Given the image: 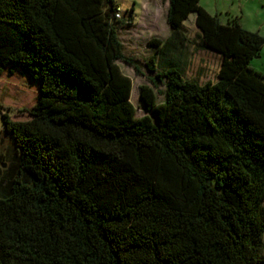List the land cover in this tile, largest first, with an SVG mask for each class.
Wrapping results in <instances>:
<instances>
[{
  "label": "trees",
  "instance_id": "obj_1",
  "mask_svg": "<svg viewBox=\"0 0 264 264\" xmlns=\"http://www.w3.org/2000/svg\"><path fill=\"white\" fill-rule=\"evenodd\" d=\"M165 41L135 116L115 0H0V77L36 90L2 114L14 146L0 177V264H264V37L200 0H168ZM195 12L217 79L183 76Z\"/></svg>",
  "mask_w": 264,
  "mask_h": 264
},
{
  "label": "rangeland",
  "instance_id": "obj_2",
  "mask_svg": "<svg viewBox=\"0 0 264 264\" xmlns=\"http://www.w3.org/2000/svg\"><path fill=\"white\" fill-rule=\"evenodd\" d=\"M121 9L122 23L119 24V38L124 54L133 59V64L117 60L122 72L130 77L132 90L130 100L135 107V116L151 115L140 99L141 85L150 86L156 95V102L165 100L167 79L160 80L157 68L149 70L146 63L155 55L156 47L149 44L152 39L165 41L171 34L167 23L168 0H115ZM220 22L227 23L238 18L247 30L264 37V0H201ZM196 14L192 12L184 20L182 30L186 36L181 69L187 80L200 84L215 81L221 64L218 52L204 47L202 34L195 23ZM251 67L264 74V48L260 55L250 62ZM36 100V90L21 76L6 74L0 77V177L11 169L14 146L11 137L5 132L2 114L12 120L29 117L27 110ZM264 240V233H263Z\"/></svg>",
  "mask_w": 264,
  "mask_h": 264
},
{
  "label": "crops",
  "instance_id": "obj_3",
  "mask_svg": "<svg viewBox=\"0 0 264 264\" xmlns=\"http://www.w3.org/2000/svg\"><path fill=\"white\" fill-rule=\"evenodd\" d=\"M200 5L205 8L210 14H213L206 6H204L203 4H201V0H200Z\"/></svg>",
  "mask_w": 264,
  "mask_h": 264
},
{
  "label": "built area",
  "instance_id": "obj_4",
  "mask_svg": "<svg viewBox=\"0 0 264 264\" xmlns=\"http://www.w3.org/2000/svg\"><path fill=\"white\" fill-rule=\"evenodd\" d=\"M120 16H121V12H118V13H117V17H120Z\"/></svg>",
  "mask_w": 264,
  "mask_h": 264
}]
</instances>
